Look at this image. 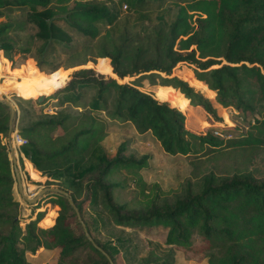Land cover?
Listing matches in <instances>:
<instances>
[{
    "label": "trees",
    "instance_id": "trees-1",
    "mask_svg": "<svg viewBox=\"0 0 264 264\" xmlns=\"http://www.w3.org/2000/svg\"><path fill=\"white\" fill-rule=\"evenodd\" d=\"M113 1L117 3L111 6ZM167 1L0 0V64L29 57V66L42 74L106 58L95 67L101 74L80 69L68 83L69 75L49 85L42 76L29 81L15 67L22 82L12 81L14 90L26 96L16 94L19 98L32 104L46 95L35 106L56 99L74 111L42 112L34 119L22 111L17 122L15 110L13 125L26 140L19 147L23 159L47 178V185L68 196L48 195V203L59 207L53 226H40L45 211L22 226L13 193L11 111L0 101V264H33L26 254L41 249L56 250V264H119L121 253L127 260L129 238L97 239L87 211L118 229L166 230L164 244L150 242V252L133 264H175L173 247L192 251L198 238L208 264H264V177L252 171H210L197 189L189 182L172 200H160L137 186L133 197L119 201L117 193L130 182L114 176L124 172L137 177L149 167L150 155H127L123 143L109 157L102 144L109 123L131 125L139 135L150 133L169 155L200 157L224 148L264 145V0H170L177 9L170 23L162 21L143 32L128 25L115 31L123 5L146 17L147 10L161 9ZM181 65H188L193 83L173 75ZM128 78L135 79L123 83ZM145 86L156 88V96L142 90ZM173 89L190 101L186 109L168 97ZM195 107L205 111L211 124L223 121L219 107L251 114L253 131L229 140L213 132L198 134L187 126ZM137 199L143 206H136Z\"/></svg>",
    "mask_w": 264,
    "mask_h": 264
},
{
    "label": "rangeland",
    "instance_id": "rangeland-1",
    "mask_svg": "<svg viewBox=\"0 0 264 264\" xmlns=\"http://www.w3.org/2000/svg\"><path fill=\"white\" fill-rule=\"evenodd\" d=\"M115 3H117V1H113L109 4L114 6ZM169 3H171L170 0L164 3L161 9L152 8L147 10L145 12L146 17L129 13L127 6L123 5L122 8L119 9L120 17L114 24L115 31H118L123 25H128L133 30L143 32L147 30L148 27L151 28L162 21L170 23L174 19L177 9ZM1 20L2 19H0V21ZM1 57L3 59L5 57L3 51ZM27 59H29V57L24 58L16 56L14 61L5 59L4 63L0 64V98L12 103L17 113V122L21 117L22 111H24L27 119L31 117L34 119L42 112L45 114H54L61 110H67L69 113H74V111L70 106H61L60 102L56 99H50L41 106H35L37 103L35 99V101L30 104L24 101L23 98H19L17 95L26 96L14 90L13 83L22 82L20 80L21 78L15 74V67H20L29 81H38V77L42 76L44 80L48 81L47 84L49 85L50 81L57 80L62 76L64 80L69 75L68 83L71 79V75L75 71L85 68H92L95 70V67H99L106 60V58H98L95 62H89L86 65L69 69L62 67L55 72L49 73V71H43L41 74L38 70L29 66V63L26 62ZM36 64L38 67L39 64L37 61ZM181 66V68L177 67L179 69H177L173 75L180 76L190 84L193 83L191 77L193 74L188 65ZM96 72L101 74L98 71ZM8 75H11L10 78ZM12 76H14V78H11ZM134 79L135 78H128L123 83L132 82ZM145 87L146 88H142V90L156 96V88ZM34 89L36 88H33V90ZM37 91L38 90H35L33 93ZM168 97L178 101L182 109H186L188 104H190V101L175 89L168 93ZM189 113H191L192 116L190 118L187 117V126L191 130L202 135L218 130L221 134L219 137L224 140L242 138L253 131L252 126L255 122L251 114L243 115L232 108H218V115L223 118L220 124L218 122L211 124L209 122V116L200 107L193 108V111ZM26 114L28 116H26ZM123 143L125 144L127 155L141 156L148 154L150 155V160L148 161L149 167L140 170L137 177L127 175L124 172L114 176L115 180L130 182L129 188L120 190L117 193L120 202L129 200L133 197L134 189L137 186H139L140 189L142 187L146 194L157 195L160 200H172L176 195L181 194L182 190L189 182H192L195 189H197L200 178L210 171L222 174L233 173L236 170H247L252 171L258 177H264V145L245 146L237 149L224 148L210 153L207 156L200 157L169 155L159 147L155 138L150 133L139 135L131 125H124L123 123L116 122L109 123L108 136L102 143L105 152L109 157H114ZM12 147L14 155L11 152ZM12 147L10 146V159L13 162V167L17 166L19 169L22 179V188L29 198H34L44 188H57V186L47 185V178L42 177L39 172L40 177L34 179L31 171L25 164V160L19 149L20 146H18L17 143H13ZM14 158L16 163H14ZM133 179L138 181L137 184L132 182ZM13 193L15 200L20 204L17 214L22 220V226L28 222V217L33 216L35 218L39 211L46 212L45 220L43 219L40 226L51 227L55 223V219L59 213V207L48 203V195L52 193L42 196L39 199L40 201L38 200V203L32 204L26 202L22 198L18 190L17 182L14 185ZM33 204H39L40 208L34 210ZM136 206H143L138 203V199ZM85 218L91 224L96 238L103 242L112 238H117L118 236L129 238L128 249L131 255L128 256L126 260L123 253H121L120 257H122L119 259V264H133L139 262L150 252L152 248L149 246L150 242L164 244L165 241L166 230L162 228L149 231L118 229L113 226L106 217L103 216L101 218L98 216L95 211H87L85 213ZM51 220L52 224H50ZM206 254L207 252L203 250V243L199 238L195 241L192 251H185L184 249L173 247V259L175 264H208ZM57 257L58 252L56 250L41 249L34 254H26L27 260L33 264H56Z\"/></svg>",
    "mask_w": 264,
    "mask_h": 264
},
{
    "label": "water",
    "instance_id": "water-1",
    "mask_svg": "<svg viewBox=\"0 0 264 264\" xmlns=\"http://www.w3.org/2000/svg\"><path fill=\"white\" fill-rule=\"evenodd\" d=\"M39 70L42 71V68L41 66L39 65L38 66ZM113 72L114 74L117 75V73L115 72V69L113 68ZM117 77L119 79H121L120 76L117 75ZM47 96L46 95H40L38 97L35 98L36 102L41 104L43 103L45 100H46ZM0 101L6 105H8L10 107V119H9V138H10V146L12 147V141H11V137H12V133H13V125H14V119H15V108L13 107L12 103L8 100H3L0 98ZM12 154L14 155V150H13V147H12ZM14 163H16V160L14 158ZM14 174H15V178H16V182H17V185H18V190L22 196V198L32 204V203H36L42 196H44L45 194H48V193H52V192H56V193H61V194H65L68 196V194L62 190H59V189H55V188H44L43 190H41L37 196H35L34 198H29L25 193H24V190L22 188V179H21V175H20V172H19V169L17 166L14 167ZM69 203L70 205L73 207V209L76 211L77 213V216H78V219L79 221L81 222L82 226L84 227V230L86 232V235L87 237L93 241V239L91 238L90 234L88 233L87 229H86V225L85 223L83 222L82 220V217L80 215V212L78 210V208L76 207L74 201L72 200V198L69 197Z\"/></svg>",
    "mask_w": 264,
    "mask_h": 264
},
{
    "label": "built area",
    "instance_id": "built-area-1",
    "mask_svg": "<svg viewBox=\"0 0 264 264\" xmlns=\"http://www.w3.org/2000/svg\"><path fill=\"white\" fill-rule=\"evenodd\" d=\"M213 134L215 136H221L220 132L218 130H214L213 131ZM11 141H12V144L13 143H17L18 146H21L22 144L26 143V140H24L19 134H18V131H17V128H15L13 130V133H12V137H11Z\"/></svg>",
    "mask_w": 264,
    "mask_h": 264
},
{
    "label": "bare ground",
    "instance_id": "bare-ground-1",
    "mask_svg": "<svg viewBox=\"0 0 264 264\" xmlns=\"http://www.w3.org/2000/svg\"><path fill=\"white\" fill-rule=\"evenodd\" d=\"M24 160H25V164L27 165L28 169L32 173V177L34 179L39 178L40 177V174L38 173L37 170L34 169L33 165L26 158H24Z\"/></svg>",
    "mask_w": 264,
    "mask_h": 264
},
{
    "label": "crops",
    "instance_id": "crops-1",
    "mask_svg": "<svg viewBox=\"0 0 264 264\" xmlns=\"http://www.w3.org/2000/svg\"><path fill=\"white\" fill-rule=\"evenodd\" d=\"M45 220V219H44ZM53 226V225H52Z\"/></svg>",
    "mask_w": 264,
    "mask_h": 264
}]
</instances>
